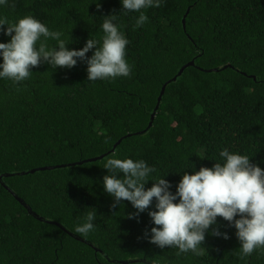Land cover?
Listing matches in <instances>:
<instances>
[{
	"label": "trees",
	"instance_id": "obj_1",
	"mask_svg": "<svg viewBox=\"0 0 264 264\" xmlns=\"http://www.w3.org/2000/svg\"><path fill=\"white\" fill-rule=\"evenodd\" d=\"M10 2L0 16L32 15L62 31L70 50L99 39L103 17L115 14L132 73L90 82L78 61L70 69L41 63L19 84L0 80V264H264V253L239 257L236 229L222 217L201 255L161 249L144 237L155 226L148 211L129 219L131 203L113 207L102 185L113 153L155 166L173 192L185 171L211 168L224 148L264 169V0H165L140 28L139 13L125 15L120 0H99V10L92 0ZM95 210L94 231L77 233ZM217 227L229 239L212 235Z\"/></svg>",
	"mask_w": 264,
	"mask_h": 264
},
{
	"label": "clouds",
	"instance_id": "obj_2",
	"mask_svg": "<svg viewBox=\"0 0 264 264\" xmlns=\"http://www.w3.org/2000/svg\"><path fill=\"white\" fill-rule=\"evenodd\" d=\"M120 2L125 15L139 13L135 27L140 28L148 21L146 10L161 7L165 0ZM92 3L97 10L102 7L99 0ZM5 6L15 7L10 0H0V8ZM114 21L115 14L104 16L99 39L89 38L82 48L70 50L62 31L50 29L32 15L14 21L0 16V32L10 37L6 43L0 42V80L19 84L29 79L30 69L41 63H47L52 69H70L78 61L87 64L90 82L129 77L132 66L126 60V46L130 41ZM49 41L56 43L50 46ZM90 51L92 55L86 56ZM219 158L220 162L211 168L202 166L193 174L185 171L173 192L172 184L165 175L157 174L155 166H149L143 159L119 158L113 153L103 163L108 174L103 176L102 185L114 198L113 207L122 200L131 203L136 212L130 214L129 219H136L147 210L155 226L145 232L144 237L161 249L166 246L177 249V256L189 252L201 255L206 234L210 226L217 225V217L236 229L241 259L253 253H264V169L251 163L249 155L228 148L219 152ZM149 181L153 184L146 189ZM96 214V210L89 211L75 231L85 236L94 231ZM212 235L229 239L228 233L218 227Z\"/></svg>",
	"mask_w": 264,
	"mask_h": 264
},
{
	"label": "water",
	"instance_id": "obj_3",
	"mask_svg": "<svg viewBox=\"0 0 264 264\" xmlns=\"http://www.w3.org/2000/svg\"><path fill=\"white\" fill-rule=\"evenodd\" d=\"M194 65V62L192 61V62H189L188 64H186L183 68H182V70L180 71V73H179V75H182V73L185 71V69H187L189 66H193ZM225 68H227V66L225 67ZM219 69H212V70H205V71H207V72H215V71H218ZM177 78L175 77V78H173V80L175 81ZM169 82H167L163 87H162V91H161V93H160V96H159V98H158V104H157V106H156V108H155V110H154V112H153V114H152V116H151V122H150V125H149V127H148V129L149 128H151V126H152V124H153V122H154V119H155V117H156V114H157V111H158V109H159V107H160V103H161V100H162V97H163V95H164V93H165V90H166V86H167V84H168ZM147 130H145V131H143V132H141V133H144V132H146ZM92 160H94V161H96L97 160V158H94V159H90V160H87V161H92ZM80 164V163H79ZM71 165H76V164H71ZM64 166H66V165H60V166H55V167H50V168H43L42 170H53V169H55V168H60V167H64ZM33 172H34V170H33ZM4 176H7V175H3V176H0V183H2V179H3V177ZM9 189V188H8ZM16 198L22 203V205L23 206H25L28 210H29V212L30 213H32L33 215H34V213L32 212V209L21 199V198H19L17 195H16ZM50 223H52V224H58V223H56V222H50ZM59 226H61L60 224H58ZM62 227V226H61ZM75 239H77V240H79V241H82V242H85V243H87V244H89V245H91V246H93L89 241H86V240H84V239H82V238H80V237H78V236H74V235H72ZM94 247V246H93ZM134 262H137V261H134ZM121 263H124V264H127L128 262L127 261H125V262H121Z\"/></svg>",
	"mask_w": 264,
	"mask_h": 264
}]
</instances>
